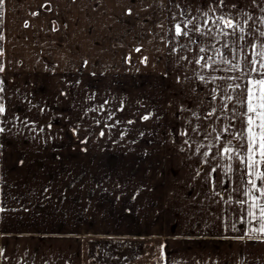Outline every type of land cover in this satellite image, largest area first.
Returning <instances> with one entry per match:
<instances>
[{"label": "crops", "instance_id": "obj_1", "mask_svg": "<svg viewBox=\"0 0 264 264\" xmlns=\"http://www.w3.org/2000/svg\"><path fill=\"white\" fill-rule=\"evenodd\" d=\"M64 2L6 0L0 9L8 109L0 126L10 129L0 134V264H142L154 240L160 264H264V235L253 231L260 224L239 203L249 196L223 198L211 188L179 203L173 182L155 180L167 169L169 140L142 117L159 124L160 93L144 90L150 81H125L139 72L121 74L131 86L114 90L119 74L79 61L93 23L75 22L79 12L63 22ZM262 9L264 0H250V43L262 39ZM95 95L104 96L102 109ZM112 118L118 134L104 132Z\"/></svg>", "mask_w": 264, "mask_h": 264}, {"label": "rangeland", "instance_id": "obj_2", "mask_svg": "<svg viewBox=\"0 0 264 264\" xmlns=\"http://www.w3.org/2000/svg\"><path fill=\"white\" fill-rule=\"evenodd\" d=\"M67 1L63 3V7L66 8L63 22L72 24L74 13L79 12L80 15L77 14L75 22L86 25L88 18L89 24L93 23L89 31L92 45L82 50V54L86 51L87 58H79V61L83 64L90 63L89 66L93 65L96 72L103 69L104 72L119 74L115 75L119 82L111 86L114 90L125 89L131 86L127 82L133 84L134 80L141 78L144 83L152 82L143 85L144 90L156 87L160 93L157 101V106L161 109L159 124L156 125L151 118L144 120V116L142 117L144 122H151L150 127L147 126L148 123L144 124L149 127L151 133L164 135L169 140L171 153L166 159L167 169L165 171L162 169L155 180L169 184L173 182L175 200L179 203L183 202L184 195L200 200L204 193L209 194L211 188L217 189L219 197L228 198L237 194L239 199H244L245 193L248 192V188L250 189V184L247 183L250 177L247 176L246 165L241 163L245 141L243 137L237 135L244 131L241 115L243 110L240 105L235 104V100L229 103L225 99L229 94L235 97L231 89L222 87L215 93L216 99H212L214 95L212 89L218 84L227 85L244 81L227 79L211 81V78L241 75L239 72L225 71L229 66L220 62L216 49L227 51L229 58L235 55L237 57L235 62L241 64L244 63L246 56L251 55L250 20L248 25H243V20L250 17V0H223V3L221 0ZM44 6L46 9L53 7L49 3H45ZM83 12L88 13L84 20ZM217 17H234L244 27V32L237 30L236 36H223L221 29L223 32L231 30L223 29L222 23H215ZM58 18L59 16L57 20ZM188 20H193L196 26L201 27L199 33L190 31V36L196 43H191L188 37L175 36V24L186 23ZM205 21L213 23L204 26ZM239 35H244L245 41L238 40L236 37ZM232 41H235L232 48L228 50L222 48L224 42ZM201 47L208 49L207 53L199 52ZM137 48L141 51L136 52ZM199 56L209 57L207 63L210 64L216 60L215 70L196 65L194 61ZM144 57L148 59L141 63ZM131 72L139 74L124 75L127 82L123 83L121 74ZM201 75L206 79L201 80L199 78ZM95 78H98V75ZM95 96L99 97V105L102 106L104 96ZM105 97L112 99L113 92L105 91ZM111 102L113 107L120 104V101ZM213 108L216 112L209 117L208 113ZM115 123L114 118L105 122L108 127L104 132L120 133ZM100 129L102 132V127ZM140 131L138 128L131 130L132 133H141ZM185 132L187 135H184ZM217 135L220 136L219 140L215 139ZM229 140L235 149L231 159L220 155V146H229ZM238 145L240 147H236ZM204 152H209V155L205 157ZM229 166L231 171H228ZM213 167L217 169L216 172H212ZM216 182H222L223 187L218 188ZM184 187L187 188L185 191ZM187 192H190V196H187ZM193 204L194 201L191 202L192 212L197 208L193 207ZM148 246L151 247L141 258L142 264H160L158 263L160 258L154 253L160 249V243L154 240ZM143 249L146 251V247Z\"/></svg>", "mask_w": 264, "mask_h": 264}, {"label": "snow or ice", "instance_id": "obj_3", "mask_svg": "<svg viewBox=\"0 0 264 264\" xmlns=\"http://www.w3.org/2000/svg\"><path fill=\"white\" fill-rule=\"evenodd\" d=\"M223 3V0H221ZM6 4V0H0V9L4 7ZM235 7V5H233ZM264 10V9H262ZM252 17H248L243 20V25H248L249 20ZM209 23H213V21H205L204 26H207ZM215 23H222L223 29H230L231 32H223L221 29L222 35L227 36H236L237 30L239 32H244V27L241 26L240 22L233 18H225V17H217ZM190 25L192 26L190 28ZM27 23L25 27H27ZM175 36L176 37H188L191 43H196L195 40L190 36V31H195L197 33L201 32V27L196 26L193 23V20H188L186 23H176L174 26ZM206 34V33H204ZM250 35H254L249 33ZM259 36L262 38L257 43H250V47L252 49V53L249 56L245 57L244 63L235 62L237 57L233 55L229 58L227 51H221L220 48L216 49V55L220 57V62L228 65L229 67L225 69V71L230 72H239L241 75L239 76H227L225 78L220 77H212L211 81H215L217 79H227L234 81L243 80L244 83L236 82L233 84L227 85H217L212 89L214 95L212 99H216L215 93H217L222 87L226 89H231L232 92L235 93V97L231 94L227 95L225 99L232 103L235 100V104L240 105L242 108V118L244 131L239 132L237 135L243 137L245 143L243 145V151L241 152V163L245 164L248 171L247 176L252 177L247 181L248 184L251 185V188L245 193L246 196H249V201H239L241 204H248L247 215L252 218V220L256 221L260 224L259 229H253V231H258L261 235H264V204L260 203L262 197H264V31L259 33ZM240 41H245L244 35H239L236 37ZM219 43V42H218ZM235 41L224 42L222 48L228 50L232 48V44ZM233 52L235 49H232ZM136 52L141 51L140 48L135 49ZM208 49L201 47L199 48V52L207 53ZM0 55H3V52L0 51ZM147 57H144L141 63H145L147 61ZM187 59V57H184ZM207 59H210L206 56H199L194 63L196 65H202L204 69L215 70L214 65L217 63L216 60L213 62L207 63ZM4 71L3 65H0V72ZM201 80H205V76L201 75L199 77ZM210 82V81H206ZM3 81L0 80V125H5L7 121L8 109L6 103L4 102V97L2 93L4 92ZM107 103V101H105ZM228 105L226 104L225 107ZM103 106H101V109ZM216 109L213 108L211 112L208 113L209 117H212ZM149 115H145L143 117L144 120L149 119ZM14 119L19 120V117H15ZM22 124L28 126L29 122L24 120L21 121ZM131 123V121H130ZM50 127V125H49ZM10 129H6L4 126H0V134L9 131ZM39 131H43V128L39 129ZM227 131V129L225 130ZM101 135H104L101 132ZM187 135V132L184 133ZM215 139L219 140L220 136L217 135ZM188 143V141H185ZM229 146L221 145L220 155L227 157L229 159L232 158V155L235 151L232 145V141H228ZM236 147H240L239 145ZM203 155L207 157L209 152H204ZM216 168H212V172H216ZM228 171H231V166H229ZM259 181V185L258 182ZM253 192L259 193V195H252ZM2 210V209H0ZM259 212V217H257L256 212ZM0 254H2V250H0Z\"/></svg>", "mask_w": 264, "mask_h": 264}]
</instances>
